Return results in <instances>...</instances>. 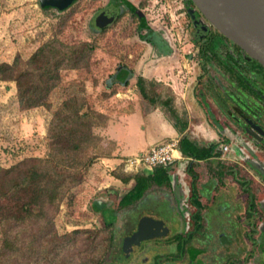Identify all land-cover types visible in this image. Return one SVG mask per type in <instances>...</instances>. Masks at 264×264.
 <instances>
[{
    "label": "flooded vegetation",
    "instance_id": "flooded-vegetation-1",
    "mask_svg": "<svg viewBox=\"0 0 264 264\" xmlns=\"http://www.w3.org/2000/svg\"><path fill=\"white\" fill-rule=\"evenodd\" d=\"M80 1L74 0L60 12ZM93 1L98 3L93 14L94 31L128 19L138 42L168 64L162 73L163 83L175 96V105L189 98L200 108L204 118L198 122L207 129L195 126L201 139L206 140L200 145L203 150L183 141L186 153L163 168L165 180L160 181L154 169L148 175L138 173L149 177L142 198L161 193L172 204L177 218L155 220L165 225V232L160 229L157 237L141 242L128 255L122 252V240L136 231L139 220H116L121 222V240L106 264H264V233L260 232L264 176L253 167L264 172V67L220 34L191 0ZM159 4L161 14L154 18L151 9ZM104 12L114 19L100 30L96 18ZM178 69L187 72L186 83L177 78ZM119 71L125 72L127 79L133 78L128 66H118L111 76ZM136 79L146 90L143 78ZM146 94L152 106L171 116L176 131L183 136L171 113L174 107L169 97ZM187 135L198 142L195 134ZM190 166L198 174L188 172ZM168 173H177L178 185H187H181L178 192L181 203L176 201ZM140 200L128 209L117 206L115 216L121 212L120 217H125ZM101 221L114 226L104 216Z\"/></svg>",
    "mask_w": 264,
    "mask_h": 264
},
{
    "label": "rangeland",
    "instance_id": "rangeland-1",
    "mask_svg": "<svg viewBox=\"0 0 264 264\" xmlns=\"http://www.w3.org/2000/svg\"><path fill=\"white\" fill-rule=\"evenodd\" d=\"M97 5L93 0H81L59 13L54 10L43 11L38 0H0V63H12L16 56L25 61L40 44L53 38L68 45L90 42L95 46L87 71L62 72L61 84L50 98V109L40 107L20 111L14 82H0V166L6 168L24 158L47 156L46 134L49 122L53 111L68 95L84 98L91 109L107 117H117L134 107L140 106L142 110L153 107L149 100L142 99L138 94L136 78L139 77L143 78L150 96H168L173 103L172 107L182 119L187 120V124L193 127L199 123L196 113L189 114L186 111V106H192L189 98L180 106L175 105V96L163 83L162 73L168 64L159 61L149 46L138 42L133 32L134 26L128 19L122 18L103 31H94L93 14ZM160 5L151 9L154 18L161 14ZM118 66H128L133 72V78L128 79L126 86L117 83L109 86V77ZM167 116L172 119L169 114ZM195 135L198 140H202L199 133ZM182 146L186 149L185 144ZM109 147V144L104 147L105 154ZM106 169L99 159L96 160L88 169L82 184L73 189L59 206L52 222L59 236L75 230L99 231L103 239L112 236L109 239V242L112 241L106 256L107 263L113 248L119 246L121 227L110 226L109 231L106 230L101 221L103 214L93 209V201L102 198L110 202L111 209L116 211L119 199L132 188L134 181L123 183L116 179L114 174L127 175L119 167L112 171H108L110 167ZM154 207L153 202L143 206L152 218L156 217ZM118 213L120 217L121 212ZM3 214L4 203L0 201V219ZM107 217L109 222L113 221L110 215Z\"/></svg>",
    "mask_w": 264,
    "mask_h": 264
},
{
    "label": "trees",
    "instance_id": "trees-1",
    "mask_svg": "<svg viewBox=\"0 0 264 264\" xmlns=\"http://www.w3.org/2000/svg\"><path fill=\"white\" fill-rule=\"evenodd\" d=\"M94 50L90 42L68 45L57 38L50 39L25 61L16 56L12 63H0V82H14L20 111L50 109V98L61 84L62 72L87 71ZM110 79L109 86L128 84L123 71ZM141 82L137 81L139 92L149 100ZM107 120L105 114L91 109L84 98L68 95L53 111L49 122L47 156L24 158L6 168L0 166V201L4 203L0 264H106L112 236L103 239L99 231L90 230L59 236L52 221L68 194L82 184L88 169L107 155L101 138L93 133L94 128L104 126ZM182 143L180 150L185 154ZM119 168L124 173L121 165ZM154 172L159 174L160 181L167 177L162 167ZM114 176L123 183L134 181L119 199L120 209L134 206L149 186V177ZM104 224L108 230L110 225Z\"/></svg>",
    "mask_w": 264,
    "mask_h": 264
},
{
    "label": "water",
    "instance_id": "water-1",
    "mask_svg": "<svg viewBox=\"0 0 264 264\" xmlns=\"http://www.w3.org/2000/svg\"><path fill=\"white\" fill-rule=\"evenodd\" d=\"M74 0H38V4L41 9L43 8H53L56 11L60 12L65 10L70 6ZM197 10L208 20V22L225 38L231 41L233 44L240 47L250 58L258 61L264 67V0H191ZM114 19V16L108 14L107 12L101 13L96 18V27L102 29L103 27L109 25ZM176 87V85H175ZM174 87V88H175ZM176 89V88H175ZM177 90V89H176ZM138 94L142 98L139 90ZM144 99V98H142ZM186 111L189 114L196 113L200 120H203L204 115L199 114L200 108L196 105L186 106ZM172 114L178 121L179 125L184 131L183 136L180 135L176 130V134L168 135L162 138L160 141L166 139H177L179 142L186 141L195 149L203 150L201 148L202 143L206 140L192 141L187 133L195 134L197 132L196 127L198 126L201 130L206 131L207 129L203 127L201 123H196L195 126L191 127L187 124V121L181 118L180 114L176 109L172 110ZM193 118L192 116H190ZM198 133V132H197ZM155 142V143H158ZM155 143L151 144L154 145ZM150 145V146H151ZM201 145V146H200ZM188 157L189 155L186 154ZM183 154L178 148L175 154V160L179 161L182 159ZM251 164V163H250ZM252 165V164H251ZM260 174L264 176V172L261 171L258 167L253 165ZM141 172L144 175H148L152 170L142 168ZM183 175L185 171H182ZM188 172L198 174L194 168H189ZM169 179L171 181L172 191L176 197V201L180 202L179 191L184 185H178L176 181L177 173H168ZM180 179H182L180 177ZM182 185V186H181ZM181 186V187H180ZM153 202L155 207L156 217H151L148 214L147 210L143 208L145 204ZM157 202L159 205L156 206ZM163 204V205H160ZM93 209L97 212H101L104 216V219L107 223H111L115 228L119 227L121 222L117 220H139L137 224L136 231L133 232L130 236L125 237L122 240V252L124 255H128L133 247L138 246L141 242L148 239H152L158 236V231L163 229L165 232V225L160 221L155 220H164L170 218H177L176 212L172 207L170 201L164 197L161 193H153L152 195H147L142 198L138 203L136 209L127 213L125 217L120 218L116 217L114 210L111 209V203L106 202L102 198H98L93 201ZM264 212V207L262 208ZM111 216L113 219L112 222H109L107 216ZM115 218V219H114ZM260 232L264 233V221L260 226ZM112 257V252L109 254V259Z\"/></svg>",
    "mask_w": 264,
    "mask_h": 264
},
{
    "label": "crops",
    "instance_id": "crops-1",
    "mask_svg": "<svg viewBox=\"0 0 264 264\" xmlns=\"http://www.w3.org/2000/svg\"><path fill=\"white\" fill-rule=\"evenodd\" d=\"M167 115L157 106L143 110L139 106L117 117L109 116L104 126L95 128L94 134L101 138L103 147L110 145L107 155L99 159L105 169L110 167L108 171H112L124 158L145 151L165 136L176 134V126Z\"/></svg>",
    "mask_w": 264,
    "mask_h": 264
},
{
    "label": "built area",
    "instance_id": "built-area-1",
    "mask_svg": "<svg viewBox=\"0 0 264 264\" xmlns=\"http://www.w3.org/2000/svg\"><path fill=\"white\" fill-rule=\"evenodd\" d=\"M177 78L186 83L187 72L178 69ZM179 141L177 139H166L149 146L145 151L128 156L121 160L120 165L125 174H138L142 168L153 170L157 167L166 168L175 160Z\"/></svg>",
    "mask_w": 264,
    "mask_h": 264
}]
</instances>
